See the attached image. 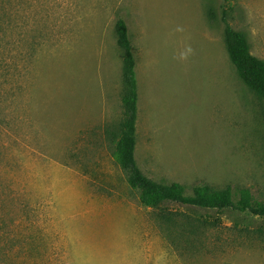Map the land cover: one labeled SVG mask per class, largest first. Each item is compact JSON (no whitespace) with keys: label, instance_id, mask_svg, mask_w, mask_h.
Wrapping results in <instances>:
<instances>
[{"label":"rangeland","instance_id":"obj_1","mask_svg":"<svg viewBox=\"0 0 264 264\" xmlns=\"http://www.w3.org/2000/svg\"><path fill=\"white\" fill-rule=\"evenodd\" d=\"M118 20L143 175L264 204V102L225 42L228 24L264 62V0H0V264H264L263 218L146 208L129 186Z\"/></svg>","mask_w":264,"mask_h":264},{"label":"trees","instance_id":"obj_2","mask_svg":"<svg viewBox=\"0 0 264 264\" xmlns=\"http://www.w3.org/2000/svg\"><path fill=\"white\" fill-rule=\"evenodd\" d=\"M116 37L117 45L123 53L124 94L121 99L123 118L119 126L115 159L127 174L129 186L140 192L141 205L155 209L163 203H175L206 210H233L264 219V204L255 201L248 191H242L237 202L233 200L230 188L214 190L208 186H197L193 188L192 195L187 196L186 188L180 184H160L143 175L135 160L137 80L135 60L124 20H118L116 24ZM225 42L238 78L264 102V62L250 54L245 36L235 32L228 24L225 25Z\"/></svg>","mask_w":264,"mask_h":264},{"label":"clouds","instance_id":"obj_3","mask_svg":"<svg viewBox=\"0 0 264 264\" xmlns=\"http://www.w3.org/2000/svg\"><path fill=\"white\" fill-rule=\"evenodd\" d=\"M176 31H183V28L182 27H177ZM193 54V49L191 48V46H187L185 51H183L181 54H180V59L181 60H187L189 58L190 55Z\"/></svg>","mask_w":264,"mask_h":264}]
</instances>
